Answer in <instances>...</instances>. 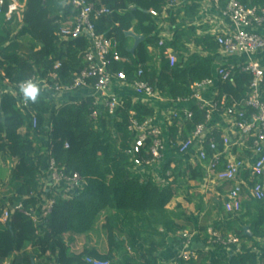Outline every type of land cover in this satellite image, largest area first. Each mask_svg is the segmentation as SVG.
<instances>
[{"label": "trees", "instance_id": "obj_1", "mask_svg": "<svg viewBox=\"0 0 264 264\" xmlns=\"http://www.w3.org/2000/svg\"><path fill=\"white\" fill-rule=\"evenodd\" d=\"M18 1L23 4L20 19L14 16L5 21L0 16V70L3 73L0 81L7 79L9 86L18 90L32 75L48 77L55 72L60 83H70L73 73L85 66L83 53L88 42L84 37L62 40L57 31L61 22L73 18L78 11L65 0ZM88 1L97 7L104 5L112 9L111 14L98 18L94 25L97 33L116 39L117 52L124 60L116 61L112 69L123 71L129 83L137 79V71L142 68L141 79L153 85L161 96L174 100L189 96L193 83L213 75V55L218 51L214 37L197 36L194 25H176L177 19L198 15L199 0L168 9L164 20L174 29L171 39L162 45H159L158 19L167 8L168 0ZM239 1L247 7L264 8V0ZM225 3L226 0H221L222 7ZM130 29L143 37L133 53L130 52L132 38L126 35ZM191 45L199 51L190 50ZM167 48L177 56L172 66L164 56ZM250 79V74L236 71L232 82L218 83L219 96L224 94L227 101L245 97ZM55 104L53 95L39 91L36 101H29L28 108L22 110L18 108L16 96L9 92L0 94V154L6 153L15 160L7 182L12 190L8 204L20 202L24 209L37 207L46 144L51 147L57 164L66 173H78L87 185L68 200L54 198L43 235L36 233L39 227L31 219L14 212L0 225V260L22 251L24 264H32L34 256L25 249L35 245L38 256L45 258L46 264H52L53 257L56 264H87L86 256L110 264H161L158 253L166 247L167 236L180 245L183 237L179 233L185 228L186 212L182 204L175 203L172 208L169 205L180 194L190 201L183 188L190 181L202 182L204 171L195 165H185L177 154L174 166L168 164L164 170V185H158L152 178L136 177L128 155L135 139V133L128 129L130 120L134 118L142 123L153 115V109L133 102L128 96L122 98L115 116L101 111L97 123L90 118L93 109L90 96L76 103H61L53 112ZM32 117L36 119L34 128ZM203 120L204 114L193 108L192 119L182 123L180 137H188ZM175 123L176 120L172 127ZM141 155L147 157L146 147ZM200 208V204L196 205V209ZM235 215L227 212L226 223L216 220L210 228L223 236H236L241 241L239 252L211 261L209 252L199 248L193 257L177 259L176 264H258L254 249L258 248L257 240L264 238V200H255L244 191L239 218ZM245 227H249L250 234H244ZM207 229L202 228L204 244L208 239ZM65 236L68 239L83 236L86 240L93 236L96 244L105 249L102 252L97 248L83 249L68 255ZM260 257L264 258V252Z\"/></svg>", "mask_w": 264, "mask_h": 264}, {"label": "built area", "instance_id": "obj_2", "mask_svg": "<svg viewBox=\"0 0 264 264\" xmlns=\"http://www.w3.org/2000/svg\"><path fill=\"white\" fill-rule=\"evenodd\" d=\"M221 11V14L230 21V28L214 33V40L219 51L226 56L235 54L254 55L264 50V34L255 30V27L264 26V8L251 6L247 7L239 0H226L224 8H221V0H202ZM65 3L76 9L77 14L73 18H66L61 22L57 34L62 40L84 37L88 41V48L83 53L85 66L73 73L68 84H62L57 80V74H48L50 82L33 75L28 80L34 82L39 91L52 94H63L79 89H94L98 95L93 97V109L90 118L97 123L101 111L110 116H115L117 108L121 105L120 97L108 95L106 91L114 81L126 83L131 86L136 97L153 99L158 96V91L149 82L141 79L142 68L137 71V79L129 83L123 71H114L113 64L116 61L124 60L117 52V41L113 36H106L97 33L94 21L100 17L111 14L112 9L106 6H95L88 0H65ZM178 0H168L167 8L177 6ZM166 8V9H167ZM23 5L18 0H0V16L5 21H10L14 16L20 19ZM150 13L157 17L156 12ZM164 38H160L159 45H162ZM164 56L172 66L176 56L166 49ZM55 67H58L55 66ZM251 75L248 84V92L245 97L239 100L231 98L227 101L226 96H219L216 91L210 99L202 96V93L213 86L214 83L232 82L235 72ZM0 75L3 73L0 70ZM264 68L253 59L240 66L227 67L219 65L213 75L191 85V94L185 98H176L172 102L178 108L170 112V120L178 123L190 121L193 117L192 107L204 114V120L194 126L189 136L175 139H165L161 129L155 125L152 119L148 118L142 123L131 118L129 130L135 133L132 147L128 150L130 161L133 164V171L139 168L150 167L160 164L163 161L164 152L171 147L175 154L180 157L189 156L193 161L192 165L198 166L204 171L205 180H212L219 183H229L230 188L226 191L223 208L226 212L238 214L241 210L243 192L255 200H264ZM2 82V83H1ZM24 83V82H23ZM19 89L9 86L7 79L0 81V94L9 92L18 98V108H28L29 101H26ZM60 105L56 103L52 111L55 112ZM175 106V107H176ZM215 117H218L223 126L213 125ZM217 124V123H216ZM36 126V119L32 117V127ZM219 145L222 148L219 149ZM44 147V170L53 185L65 184L76 194L83 189L87 183L78 173H66L55 161L51 153V147L46 144ZM65 147H68L65 144ZM146 147L147 157L143 158L142 149ZM234 147H241L250 152L252 162L247 158H237L231 152ZM170 167H173L170 165ZM246 171L247 178L241 177ZM168 175V171L165 172ZM162 179L160 185L166 182ZM251 182V183H250ZM54 199H50L41 208V212L35 209H24L22 203L7 205L0 213V225L5 223L14 212H21L32 220L36 226H40L41 219L47 217L54 205ZM38 224V225H37ZM183 237L180 249L176 252L177 259L188 260L194 256L189 250L190 234L187 231L179 233ZM207 244L213 247H224L232 253L240 251L241 241L234 235L223 236L212 228L207 229ZM258 248L255 252L258 256V264H264V258L260 255L264 252V238L258 239ZM87 264H110L109 261L86 256ZM173 264H176L173 263Z\"/></svg>", "mask_w": 264, "mask_h": 264}, {"label": "crops", "instance_id": "obj_3", "mask_svg": "<svg viewBox=\"0 0 264 264\" xmlns=\"http://www.w3.org/2000/svg\"><path fill=\"white\" fill-rule=\"evenodd\" d=\"M190 2L191 0H178L177 6L183 4H189ZM197 3L200 5L199 6L200 11L198 15L192 19H183V20L177 19L176 25L179 26L194 25L195 27H197L196 28L197 36L206 35V34L210 36H214L215 32L221 31L223 30V28L231 27L229 19L223 16L221 14V11L215 9L212 5L206 4L202 0H199ZM20 4L23 5L22 3ZM177 6H174L173 8ZM220 7L224 8V6L222 7L221 5ZM168 9L169 8L167 9L165 8L158 19V35L160 38H164V41L171 39L174 29V26H170L164 20L165 16L168 14ZM254 29L264 34V26L260 28L255 27ZM129 31L133 32L132 29H130ZM136 35H140V34H136ZM133 43L134 40L132 39L131 44L133 45ZM167 49L172 51V53L176 56V53L172 49L170 48ZM190 50L199 51V48H196L194 45H191ZM154 53H157V55H159V52L157 50H155ZM213 57L215 58L213 73L215 72L216 68L219 65L227 66V67H235V66H240L241 64L247 62L249 59H253L257 63H259L260 66L264 68V50L250 56L246 54H235V55L226 56L223 55L218 49L217 53L213 55ZM41 78H45L48 80L47 77H41ZM217 90H218V84H216L215 82L213 86L209 87V89H206L202 93V96L206 99H210L211 97H213L214 93ZM106 93L108 95L120 97L121 99L125 96H128L131 98L133 102H140L151 107L153 109V115L149 118L152 119L153 123L161 129L163 137L165 139L168 140L170 138L172 139L174 135H175L174 138L181 135V129L183 127L182 123L176 122L175 126L172 127L174 121L169 119L170 112L174 108H178V105L176 106L172 102V100H169L164 96H161L159 92H158V96L153 99L136 97L133 94L130 85L126 83H120L118 81H114L110 85V88L106 91ZM50 94L55 97L56 103L59 105L61 103H76L88 96L92 98L95 97L96 99L98 95V93L91 88L79 89L76 91L63 93L60 95L58 94L54 95L52 93ZM193 108L195 107L193 106L192 110ZM218 123L221 125V127L223 126L221 120L218 117H215L212 124L219 125ZM174 127L176 128L174 129ZM231 152L234 154L235 157H240L243 159L247 158L249 163L252 162L251 154L248 155L246 153L247 151H245L241 147H234ZM175 157L176 154L174 150L171 147H167L166 151L164 152L163 161L160 164H154L150 167L139 168L137 172H134V174L136 177L140 179L152 178L158 185H160L159 182H161L162 179H164V170L167 168L168 164L169 167L170 165L174 166ZM180 158L183 160L185 165L188 164L192 165L193 163V161L189 158V156H184L183 158L182 157ZM14 164H15V160L11 159L6 153L0 154V207H2V210L7 205H9L8 198L12 195V190L8 186L7 182L11 170L14 167ZM246 173H247L246 171H243L241 173V177L247 178ZM41 181H42V187L40 191L37 193L39 203L35 208L36 212L40 213L41 208L50 199H54L55 197H60L64 200H68L77 194L76 193L72 195L70 189L65 184H59L56 186L53 185L50 182V179L44 170V165L41 166ZM229 188H230L229 183L228 184L219 183L205 179L202 182H198V183L194 181H190L183 188V193L184 194L188 193V197L190 198V201H186V199L184 198L185 196L183 194H180L178 197L173 199L171 204L169 205V207L172 208L175 205V203L182 204L186 212V216L183 222L185 228L182 231H187L190 234L189 250L195 254V251L197 249L203 248L204 251L209 252L211 261L214 260L215 258L230 253L231 252L230 249H232V246L230 247V249L224 247H220V249H218V247L209 246L207 243L204 244L202 242L203 227L210 228L213 221L216 220L221 221L222 223L227 222L226 219L224 218L227 212L223 208V201L226 191ZM199 201H201L202 203ZM198 204L201 205L200 209H196V205ZM235 218L238 219L239 215L236 214ZM45 219L46 217L41 219V224H39L40 226H38L39 228H37L36 233H38L39 235H43V229L45 227ZM64 239L66 242L65 248H67L68 255L69 253H78L83 249L97 248L99 252H102L105 249L101 244L98 243L96 244L95 238L93 236L89 240H86L85 237L83 236H73L70 239H68V237L65 236ZM166 239H167V245L164 249H162L158 253V261L161 264H173L176 262L175 256L178 249H180V245L176 244L171 236H167ZM37 249L38 248L35 245L34 246L28 245L25 251L34 256L32 257V264L35 263L46 264L47 263L46 259L38 256ZM23 257H24V253L22 251L14 252L7 258L0 260V264H24V262L22 261ZM67 258H69V256H67ZM51 263L56 264V259L54 257Z\"/></svg>", "mask_w": 264, "mask_h": 264}, {"label": "clouds", "instance_id": "obj_4", "mask_svg": "<svg viewBox=\"0 0 264 264\" xmlns=\"http://www.w3.org/2000/svg\"><path fill=\"white\" fill-rule=\"evenodd\" d=\"M21 91L26 101L35 102L39 94L38 86L31 80L25 81L21 85Z\"/></svg>", "mask_w": 264, "mask_h": 264}, {"label": "water", "instance_id": "obj_5", "mask_svg": "<svg viewBox=\"0 0 264 264\" xmlns=\"http://www.w3.org/2000/svg\"><path fill=\"white\" fill-rule=\"evenodd\" d=\"M126 35L130 36L134 40V43L130 49V52L133 53L139 42L143 39V37L141 35L134 34L132 31H128ZM244 234H250L249 227L244 228Z\"/></svg>", "mask_w": 264, "mask_h": 264}, {"label": "rangeland", "instance_id": "obj_6", "mask_svg": "<svg viewBox=\"0 0 264 264\" xmlns=\"http://www.w3.org/2000/svg\"><path fill=\"white\" fill-rule=\"evenodd\" d=\"M23 131V130H22Z\"/></svg>", "mask_w": 264, "mask_h": 264}]
</instances>
